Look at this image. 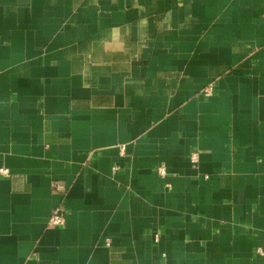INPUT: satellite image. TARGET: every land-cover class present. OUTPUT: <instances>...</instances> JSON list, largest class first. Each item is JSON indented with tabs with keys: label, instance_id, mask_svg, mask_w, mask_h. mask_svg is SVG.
I'll use <instances>...</instances> for the list:
<instances>
[{
	"label": "crops",
	"instance_id": "1",
	"mask_svg": "<svg viewBox=\"0 0 264 264\" xmlns=\"http://www.w3.org/2000/svg\"><path fill=\"white\" fill-rule=\"evenodd\" d=\"M1 169L0 264H264V0H0Z\"/></svg>",
	"mask_w": 264,
	"mask_h": 264
},
{
	"label": "built area",
	"instance_id": "2",
	"mask_svg": "<svg viewBox=\"0 0 264 264\" xmlns=\"http://www.w3.org/2000/svg\"><path fill=\"white\" fill-rule=\"evenodd\" d=\"M204 94L209 96L213 93V87L212 86H206L203 90ZM124 148V147H123ZM197 157V154H193V160H195ZM115 169H117V167H115ZM2 173H7L8 170L6 169H1L0 170ZM160 173L162 174V176L165 175L166 171L164 167H160L159 168ZM66 222V217H65V210L63 207H57L55 208V210L53 211L50 219H49V224L51 226H62L64 225ZM107 244H110V240L107 239ZM259 253L264 255V250L263 249H259Z\"/></svg>",
	"mask_w": 264,
	"mask_h": 264
}]
</instances>
